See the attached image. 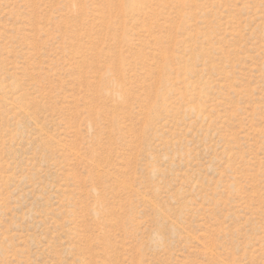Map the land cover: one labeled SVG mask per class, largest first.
<instances>
[{
  "label": "rangeland",
  "instance_id": "rangeland-1",
  "mask_svg": "<svg viewBox=\"0 0 264 264\" xmlns=\"http://www.w3.org/2000/svg\"><path fill=\"white\" fill-rule=\"evenodd\" d=\"M0 264H264V0H0Z\"/></svg>",
  "mask_w": 264,
  "mask_h": 264
}]
</instances>
